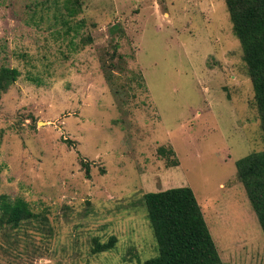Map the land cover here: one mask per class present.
<instances>
[{"label": "rangeland", "instance_id": "rangeland-1", "mask_svg": "<svg viewBox=\"0 0 264 264\" xmlns=\"http://www.w3.org/2000/svg\"><path fill=\"white\" fill-rule=\"evenodd\" d=\"M63 2L0 0V68L19 71L0 91V199L35 213L0 219V264H140L157 254L142 196L177 186L220 264H264L235 165L264 133L224 0H78L68 23Z\"/></svg>", "mask_w": 264, "mask_h": 264}, {"label": "trees", "instance_id": "trees-1", "mask_svg": "<svg viewBox=\"0 0 264 264\" xmlns=\"http://www.w3.org/2000/svg\"><path fill=\"white\" fill-rule=\"evenodd\" d=\"M233 30L239 39L243 59L254 90L264 133V0H224ZM64 23L79 12L78 0H64ZM68 29H70L68 27ZM67 29V30H68ZM113 53L122 57L114 45ZM16 68H0V91L16 79ZM107 79L111 80L107 74ZM117 92V90H116ZM164 152L163 147L158 148ZM86 173L89 168L82 162ZM237 176L242 182L257 220L264 233V149L248 153L235 162ZM147 218L152 228L157 254L140 264H220L221 259L206 224L200 204L190 186L170 187L148 191L142 196ZM0 219L16 226L22 219L35 216L26 200L0 199ZM115 237L105 242L95 241L94 252L113 247Z\"/></svg>", "mask_w": 264, "mask_h": 264}]
</instances>
